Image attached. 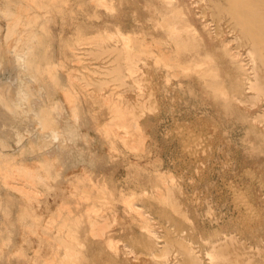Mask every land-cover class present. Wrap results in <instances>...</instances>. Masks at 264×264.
Returning <instances> with one entry per match:
<instances>
[{
    "label": "rangeland",
    "instance_id": "374dc122",
    "mask_svg": "<svg viewBox=\"0 0 264 264\" xmlns=\"http://www.w3.org/2000/svg\"><path fill=\"white\" fill-rule=\"evenodd\" d=\"M30 1H34L33 4ZM92 1L0 0V8L8 6L13 13L22 15V25L30 18L34 19V15L36 19L39 17L31 23V28L35 38L42 36L32 42L33 51L36 50L34 61L36 65L40 63L37 69L41 94L31 97L29 105L39 108L46 100L57 104L66 113L73 99L75 109L81 111L77 110L79 118L76 121L79 138L68 146L57 139L53 143L47 141L46 149L38 151L31 148L39 141L36 134L30 132H22L17 144L10 140L6 143L4 138L0 140V154L7 156L0 155V169L4 166L8 170L15 166H35L42 175L45 152H53L56 145L64 148L52 153L56 159L52 160L54 164L49 169L52 179L47 186L39 180L32 181L34 193L29 199L18 191L17 195L9 186L6 188V178L0 170V264H58L64 257V248L57 238L66 235L69 229L63 225L68 223L76 225L73 230L82 240H78L80 246L77 247L80 262L76 260L71 264H190L191 259L198 264H264V94L259 92V89H264V65L252 61L249 54L251 42L241 35L230 14L223 10L227 7L226 3H223L224 0ZM214 3L217 6L221 3L222 7H217L220 12ZM166 20H172L170 26L178 31L167 32L170 30ZM22 29L23 26H20ZM0 30L1 43L6 33V20L1 15ZM117 34L146 43L145 51L135 53L129 50L125 55L122 38L119 35L118 38ZM21 36L26 38L24 33ZM2 47L4 52V44ZM3 52L0 53L4 56H0L3 64L0 66V84L9 92L16 81L10 55ZM160 54L170 58L174 63L173 69L168 70L167 58L163 55L162 58ZM41 60L44 61L41 63ZM193 60L197 64L200 60L202 65L195 64ZM206 67L213 68V73L209 74L207 71L210 70ZM117 72L123 79H116ZM67 93L74 95L70 97L71 102L64 96ZM111 103L132 111L129 112L133 117H128L132 124L137 121V132L142 136L138 139L139 143L130 141L129 136L134 132L130 129L131 125L130 128H116L119 134L124 131L125 134L121 135L127 145L115 135V129L109 127V121H113L114 117ZM72 121L68 115L60 117L61 127ZM110 129L114 135L110 134ZM130 145L134 146V151L128 148ZM12 178L7 179L16 182L24 179L20 175ZM103 192L106 195L102 196ZM160 196H167L170 201L162 202ZM100 197L103 201L98 199ZM131 201L138 211L130 209ZM237 201L241 204L238 205ZM243 203L245 207H241ZM104 217L109 221L108 231L105 229L104 237H98L101 238L98 240L90 234L88 223L106 220ZM144 221L157 238L147 232ZM41 235L47 236V241ZM7 237L10 244L6 241ZM162 248L167 253L159 257ZM207 254L213 257L209 258Z\"/></svg>",
    "mask_w": 264,
    "mask_h": 264
},
{
    "label": "bare ground",
    "instance_id": "6f19581e",
    "mask_svg": "<svg viewBox=\"0 0 264 264\" xmlns=\"http://www.w3.org/2000/svg\"><path fill=\"white\" fill-rule=\"evenodd\" d=\"M16 1V0H15ZM28 1V0H27ZM38 1V0H37ZM52 1V0H51ZM55 1H57V0H55ZM70 1V0H69ZM82 1V0H81ZM89 1V0H88ZM94 1V0H93ZM92 1V2H93ZM104 1V0H103ZM102 1V2H103ZM120 1H122V0H120ZM226 1V2H225ZM17 2H19V1H17ZM31 2V1H30ZM32 2H34V1H32ZM31 2V3H32ZM43 2V1H42ZM95 3H96V1H94ZM98 2V1H97ZM99 2H101L100 0H99ZM216 2H217V0H216ZM11 3V2H10ZM14 3V2H13ZM45 3H46V1H45ZM45 3H44V5H45ZM51 3V2H50ZM54 3V2H53ZM53 3H51V4H53ZM61 3H62V1H61ZM104 4H105V2H103ZM208 3L210 4V2L208 1ZM225 5H227V7H226V9H224V7H223V10H226L229 14H230V19H233L234 21H235V24L237 25V29L239 28V32L241 33V35L246 39V40H248L249 42H251V51H250V57H251V59H252V61L253 62H256V61H258V63H260V64H262V65H264V0H224V2H223ZM4 4V3H3ZM2 4V5H3ZM33 4V3H32ZM38 4V3H37ZM36 4V5H37ZM40 4V3H39ZM58 4V3H57ZM102 4V3H101ZM212 4V3H211ZM215 4V3H214ZM223 4V5H224ZM13 5V4H12ZM16 5V4H15ZM46 5H48V3L46 4ZM45 5V6H46ZM59 5H60V3H59ZM96 5V4H95ZM103 5V4H102ZM101 5V6H102ZM106 5V4H105ZM216 5V4H215ZM214 5V6H215ZM219 5L221 6V3L219 4L218 3V6L216 5L215 6V8L217 9V7H219ZM17 6V5H16ZM45 6H43L42 5V7L44 8ZM98 6H99V4H98ZM213 6V7H214ZM24 7V6H23ZM28 7H29V5H28ZM32 7V6H31ZM177 7V6H176ZM222 7V6H221ZM25 8V7H24ZM33 8V7H32ZM61 8V7H60ZM214 8V9H215ZM220 8V7H219ZM46 9V8H45ZM57 9V8H56ZM167 9V8H166ZM216 9H215V11H216ZM28 10V9H27ZM44 10V9H43ZM48 9H46L45 11H47ZM52 10V9H51ZM60 10V9H59ZM59 10H58V12H59ZM65 10V9H64ZM169 10V9H168ZM170 10H171V8H170ZM174 10H175V8H174ZM173 10V11H174ZM218 10V9H217ZM220 10H222V9H220ZM33 11V10H32ZM49 11V10H48ZM53 11H54V9H53ZM61 11V10H60ZM63 11V10H62ZM165 11V10H164ZM179 11V10H178ZM34 12V11H33ZM218 12H220L219 10H218ZM224 12V11H223ZM227 12H225V13H227ZM21 13V12H20ZM23 13H24V11H23ZM44 13V12H43ZM52 13V12H51ZM172 13V12H171ZM175 13V12H174ZM227 13V14H228ZM26 14H27V11H26ZM37 14H40V13H37ZM60 14V13H59ZM214 14V13H213ZM227 14H225V15H227ZM228 14V15H229ZM0 15H1V17L2 18H4L5 20H6V33H5V36H4V38H3V42H1L0 43V53L1 52H3V51H1L2 49H3V47H2V44H4V52L7 54H9L10 55V58H11V68H12V72H14V75H15V83L13 84L12 83V85H11V87H10V91L8 92V91H6V88H4L5 86H3L2 84H0V121L2 122V123H0L1 124V130H0V140L1 139H3V141H5L6 143H8V140H10L11 142H13V144L15 143V144H17V143H20L19 141H20V138H21V136H22V132H30V133H34V134H36V139H38V141H39V143H37L38 145L37 146H31V148H33V149H41V148H44V149H46L45 147H46V144H48L47 143V141H52V143L55 141V140H62V142L64 143V144H66L67 146L69 145V144H71L78 136H79V133H78V130H77V117H78V114H77V112L79 111L78 109V111L75 109V107H74V102H73V99H72V102L70 101V97L72 96V94H71V96L67 93V95H64V96H66V98H67V100H69L71 103H72V105L71 104H69V103H67L68 105H71V107H69V112H66V113H64V111L57 105V104H54V103H50V102H48V101H44L43 102V104L38 108V107H33V106H30L29 105V103H30V101H29V103H28V100L31 98V97H35V96H39V94H41V88L38 86V81H39V70L37 69V65H39V64H37L36 65V63H35V61H34V53H36V52H34V51H36V50H34L33 51V45H32V42H34L35 41V39L36 38H40V37H42L41 35H39L40 37H36L35 38V36H34V33H33V30H32V28H31V23H33L35 20L34 19H36V17H35V15H34V19H31L30 18V21L29 22H27V23H25V21H24V24L22 25V23L23 22H21L22 20H21V16L19 15V14H15V11H14V13L9 9V7L8 6H6V7H2L1 6V8H0ZM41 15V14H40ZM42 15H44V14H42ZM41 15V16H42ZM47 15V14H46ZM45 15V16H46ZM51 15V14H50ZM61 15H62V13H61ZM60 15V16H61ZM167 15H169V14H167ZM166 15V16H167ZM176 15H177V13H176ZM178 15H179V13H178ZM222 15V14H221ZM44 16V17H45ZM165 16V17H166ZM172 16V15H171ZM183 15L181 14V17H182ZM215 16V15H214ZM217 16H219V14L217 15ZM26 17V16H25ZM29 17V16H28ZM32 17V16H31ZM38 17V16H37ZM63 17V16H62ZM61 17V18H62ZM95 17V16H94ZM203 17V16H202ZM43 18V17H42ZM41 18V19H42ZM49 18V17H48ZM167 18V17H166ZM169 18H170V16H169ZM173 19V18H172ZM177 19V18H176ZM36 20H39V17H38V19H36ZM167 21V23H166V26L169 28V30L171 31H167V32H169V33H172L173 31H175L176 29H174L173 27H171L170 26V22L172 21H170V22H168L169 20H166ZM233 21V22H234ZM38 22H41V21H38ZM46 22V21H45ZM179 22V21H178ZM229 22V21H228ZM232 22V23H233ZM37 23V22H36ZM164 23V22H163ZM177 23V22H176ZM38 24V23H37ZM164 25V24H163ZM20 26L22 27L23 26V29L22 30H20ZM35 26V25H34ZM46 26V25H45ZM165 26V25H164ZM164 26H162V27H164ZM178 26V25H177ZM39 27H40V25H39ZM42 27H44V26H42ZM167 27H165V28H167ZM182 27V26H181ZM44 28H47V27H44ZM44 28H43V30H44ZM167 28V29H168ZM178 28V27H177ZM42 29V28H41ZM187 29V28H186ZM1 31V30H0ZM176 31H178V30H176ZM183 31V30H182ZM166 32V33H167ZM186 32V31H185ZM21 33H24V35H25V37L26 38H21L22 36H21ZM119 33V32H118ZM48 34V33H47ZM46 35V34H45ZM118 35L119 34H117V37H118ZM37 36V35H36ZM106 36V35H105ZM119 36H121V38H122V42L121 43H123V50L124 51H126L125 53L123 52V50H122V52L125 54V55H127V51H128V53H129V50H132V51H135V53L136 52H143V51H145V49H146V47L144 46L145 44H142L141 42H139V41H135L134 39H132V37H130V36H125V35H122V34H120ZM169 36H170V34H169ZM173 36V35H172ZM179 36V35H178ZM193 36H195V35H193ZM107 37V36H106ZM182 37V36H181ZM186 37V36H185ZM101 38V37H100ZM108 38V41H109V37H107ZM119 38V37H118ZM120 38V39H121ZM171 38V37H170ZM173 38V37H172ZM191 38H192V36H191ZM1 39V38H0ZM43 39H44V37H43ZM103 39V38H102ZM38 40V39H37ZM88 40V39H87ZM86 40V41H87ZM90 40H92V39H90ZM94 40V39H93ZM96 40H98V38L96 39ZM172 40V39H171ZM179 40V39H178ZM185 40V39H184ZM194 40V39H193ZM1 41H2V39H1ZM41 41V40H40ZM82 41H84V40H82ZM102 41V40H101ZM113 41V40H112ZM116 41H119V40H116ZM141 41V40H140ZM143 41V40H142ZM145 41V40H144ZM143 41V42H144ZM180 41V40H179ZM182 41V40H181ZM187 41V40H186ZM189 41V40H188ZM187 41V42H188ZM195 41V40H194ZM193 41V42H194ZM13 42V44H11ZM36 42V41H35ZM85 42V41H84ZM119 42V43H120ZM173 42V41H172ZM192 42V41H191ZM83 43V42H82ZM87 43V42H86ZM89 43V42H88ZM87 43V44H88ZM92 43V42H91ZM93 43H94V41H93ZM98 43H100V42H98ZM102 43V42H101ZM169 43V42H168ZM175 43V42H174ZM190 43V42H189ZM196 43V42H195ZM11 44V45H10ZM96 44V43H95ZM108 44V43H107ZM169 44H171L172 45V43H169ZM225 44V43H224ZM39 45V44H38ZM104 45V44H103ZM149 45V44H148ZM186 45V42H185V44H184V46ZM195 45V44H194ZM197 45V44H196ZM217 45H220V44H216L215 46H217ZM78 45H76V47H77ZM81 46V45H80ZM94 46H96V45H94ZM99 46V45H98ZM107 46H109V45H107ZM178 46H180V45H178ZM183 46V45H182ZM35 47H37V51H38V46L37 45H35ZM90 47V46H89ZM121 47V46H120ZM119 47V48H120ZM169 47V46H168ZM173 47H174V45H173ZM177 47V46H176ZM175 47V48H176ZM186 47H187V45H186ZM190 47V46H189ZM193 47V46H192ZM196 47H198V46H196ZM201 47V46H200ZM199 47V48H200ZM203 47H204V45H203ZM220 47V46H219ZM47 48V47H46ZM96 48V47H95ZM104 48H106V47H104ZM103 48V49H104ZM119 48H118V50H119ZM149 48V47H148ZM175 48H174V50H175ZM181 48H184V47H181ZM191 48V47H190ZM193 48H195V47H193ZM202 48V47H201ZM249 49H250V47H248ZM42 48H40L39 50H41ZM122 49V48H121ZM170 49V48H169ZM188 49V48H187ZM216 49H217V47H216ZM150 50V49H149ZM157 50V49H156ZM173 50V49H172ZM172 50H171V52H172ZM191 50H193V49H191ZM203 50V49H202ZM201 50V51H202ZM98 51H100L101 52V49H99ZM110 51V50H109ZM108 51V52H109ZM112 51H114V50H112ZM121 51V50H120ZM162 51V50H161ZM176 51V50H175ZM199 51V50H198ZM197 51V52H198ZM206 51V50H205ZM228 51V50H227ZM3 52V53H4ZM45 52V51H44ZM47 52V51H46ZM116 52H117V50H116ZM146 52H147V50H146ZM145 52V53H146ZM178 52H179V50H178ZM183 52H184V50H183ZM194 52H196V51H194ZM103 53V52H102ZM110 53V52H109ZM119 53H121V52H119ZM158 53V52H157ZM185 53V52H184ZM189 53H191L190 51H189ZM2 54V53H1ZM7 54V55H8ZM40 54V53H39ZM106 54V53H105ZM211 54V53H210ZM4 55V54H3ZM6 55V56H7ZM44 55V54H43ZM47 55V54H46ZM122 55V54H121ZM124 55V56H125ZM161 55V54H160ZM163 55V57H164V54H162ZM162 55H161V57H162ZM172 55H173V53H172ZM193 55V54H192ZM191 55V56H192ZM218 55V54H217ZM1 56V55H0ZM40 56V55H39ZM111 56V55H110ZM159 56V55H158ZM167 56H168V54H167ZM179 56H183V55H179ZM178 56V57H179ZM185 56H187V55H185ZM190 56V57H191ZM196 56H197V54H196ZM2 57V56H1ZM4 57V56H3ZM2 57V58H3ZM45 57V56H44ZM49 57V56H48ZM162 57V58H163ZM166 57V56H165ZM164 57V58H165ZM177 57V58H178ZM199 57V56H198ZM36 58H37V56H36ZM100 58V57H99ZM115 59H116V57H114ZM119 58H121V57H119ZM167 58V67H169L168 68V70H170V69H173L172 67H173V62L170 60V58L169 57H166ZM173 58H175V57H173ZM187 58H189V57H187ZM186 58V59H187ZM192 58V57H191ZM218 58V57H217ZM216 58V59H217ZM45 59V58H44ZM48 59V58H47ZM125 59V58H124ZM185 59V60H186ZM193 59V58H192ZM199 59H200V57H199ZM202 59V58H201ZM200 59V60H201ZM205 59H206V55H205ZM40 60V59H39ZM48 60H50V58L48 59ZM113 60V59H112ZM166 60V59H165ZM175 60V59H174ZM180 60H181V58H180ZM199 60V61H200ZM202 60H204V59H202ZM207 60V59H206ZM209 60H210V58H209ZM234 60V59H233ZM42 61H44V60H41V63H42ZM51 61V60H50ZM49 61V62H50ZM120 61H121V59H120ZM129 61V60H128ZM162 61V60H161ZM187 61V60H186ZM199 61H198V64H200L199 63ZM46 62V64L48 65V63H47V61H45ZM118 62V60H116V63ZM122 62V61H121ZM155 62V61H154ZM164 62V61H163ZM183 62V61H182ZM181 62V63H182ZM190 62V61H189ZM193 62H194V60H193ZM201 62V61H200ZM208 62V61H207ZM210 62V61H209ZM8 63V62H7ZM38 63V62H37ZM52 63V62H51ZM119 63V62H118ZM124 63H125V61H124ZM135 63V62H134ZM173 63V64H172ZM176 63V62H175ZM179 63H180V61H179ZM184 63V62H183ZM186 63V62H185ZM195 64H197L196 62H194ZM194 63H192V64H194ZM203 63V62H202ZM166 64V63H165ZM188 64V63H187ZM197 64V65H198ZM205 64H206V62H205ZM203 65V66H206V65ZM214 64V63H213ZM212 64V65H213ZM3 64H2V61H0V66H2ZM120 65V64H119ZM179 65V64H178ZM200 65H202V64H200ZM199 65V66H200ZM211 65V66H212ZM216 65V64H215ZM254 65V64H253ZM49 66V65H48ZM47 66V67H48ZM51 66H53L52 64H51ZM175 66V65H174ZM123 67V66H122ZM164 67H165V65H164ZM184 67V66H183ZM192 67V66H191ZM201 67V66H200ZM219 67V66H218ZM261 67V66H260ZM43 68H46V67H43ZM54 68V67H53ZM116 68V67H115ZM120 68V67H119ZM125 68H127V67H125ZM137 68V67H136ZM179 68V67H178ZM178 68H177V70H178ZM187 68V67H186ZM196 68V66L195 67H193V69H195ZM199 68V67H198ZM198 68L196 69V70H198ZM203 68V67H202ZM207 69H208V67H206ZM213 68H217V67H215V66H213ZM212 68V69H213ZM1 69H3V68H1ZM112 68H110V70H111ZM123 69H124V67H123ZM212 69H208V70H210V71H207V72H209V74H211V73H213L211 70ZM176 70V69H175ZM200 70V72H201V69H199ZM206 70V69H205ZM99 71V70H98ZM104 71H106V70H104ZM124 71V70H123ZM125 71H128V73L130 72L129 71V69L127 70H125ZM124 71V72H125ZM134 71V70H133ZM179 71H180V69H179ZM183 71V70H182ZM193 71V70H192ZM45 73H46V71H44ZM111 72V71H110ZM187 72H189V71H187ZM207 72H206V74H207ZM217 72V71H216ZM54 73V72H53ZM131 73H133V72H131ZM168 73V72H167ZM181 73V72H180ZM205 73V72H204ZM214 73H215V70H214ZM47 74V73H46ZM103 74V73H102ZM107 74H108V72H107ZM110 74V73H109ZM126 74V73H125ZM198 74V73H197ZM209 74H207V77H208V75ZM230 74V73H229ZM48 75H49V72H48ZM47 75V76H48ZM219 75V74H218ZM53 76H54V74H53ZM52 76V77H53ZM110 76H112V75H110ZM181 76V75H180ZM232 76V75H231ZM43 76H41V78H42ZM58 77V76H57ZM71 77V76H70ZM104 77V76H103ZM126 77V76H125ZM206 77V78H207ZM212 77H213V74H212ZM40 78V79H41ZM44 78H46V76L44 77ZM56 77L54 76V79H55ZM173 78H174V76H173ZM49 80L51 79L50 77L48 78ZM70 79V78H69ZM73 79V78H72ZM112 79V78H111ZM116 79L117 80H120V79H123V78H120V76H119V72H117V74H116ZM212 79V78H211ZM58 80V79H57ZM199 80V79H198ZM215 81H216V79H214ZM46 81H47V79H46ZM105 81V80H104ZM11 82V81H10ZM41 82V81H40ZM80 82V81H79ZM88 82V81H87ZM108 81H106V83H107ZM116 82V81H115ZM8 83V82H7ZM54 83V82H53ZM52 83V84H53ZM86 83V82H85ZM204 83V82H203ZM209 83V82H208ZM215 83V82H214ZM214 83H213V85H214ZM249 83H251V82H249ZM264 83V82H263ZM77 84V83H76ZM96 84V83H95ZM94 84V85H95ZM133 84V83H132ZM43 85V84H42ZM46 85L48 86V84L46 83ZM207 85V84H206ZM35 86H37V87H35ZM70 86H72V85H70ZM96 86V85H95ZM209 86V85H208ZM207 86V87H208ZM211 86V85H210ZM216 86H218V85H216ZM51 87V86H50ZM86 87V86H85ZM204 87H205V85H204ZM260 87V86H259ZM45 88H46V86H45ZM89 88V87H88ZM212 88H213V86H212ZM254 88H255V86H254ZM258 88V87H257ZM58 89V88H57ZM62 89V88H61ZM71 89V88H70ZM70 89H69V92H70ZM86 89V88H85ZM259 89V88H258ZM7 90H9V89H7ZM59 90V89H58ZM74 92V91H73ZM222 92V91H221ZM259 92L261 93V94H264V89H259ZM220 93V92H219ZM42 94H43V92H42ZM64 94V93H63ZM223 94V93H222ZM76 95V94H75ZM90 95V94H89ZM118 95V94H117ZM221 95V94H220ZM256 95V94H255ZM74 96V95H73ZM72 96V97H73ZM227 96V95H226ZM226 96H225V98H226ZM38 98V97H37ZM260 98V97H259ZM32 100V99H31ZM109 100V99H108ZM235 100V99H234ZM261 100H262V98H261ZM68 101V102H69ZM76 101V100H75ZM110 101V100H109ZM263 101H264V99H263ZM262 101V102H263ZM63 102V101H62ZM106 102H107V100H106ZM114 102V101H113ZM105 103V102H104ZM119 103V102H118ZM77 104H78V102H77ZM76 104V105H77ZM106 104V103H105ZM112 104V103H111ZM63 105V104H62ZM66 105V104H65ZM113 105V106H112ZM111 106H112V108H110V109H112V112H113V114H114V117H113V121H109V127H111V128H114L115 130H113L114 131V133H115V135L119 138V139H121V141L123 142L124 141V138L125 137H123V135H121L122 133H124V131L121 133V134H119L117 131H116V128L118 127V128H123V129H125V128H130L131 130L132 129H134V130H132V134H131V136H129V138L131 139L130 141L132 142V141H136V143H137V141H138V139L140 138V137H142L140 134L141 133H139V131L137 132V124H136V122L134 121V120H136V119H134L133 120V122H135V123H133L132 124V122H131V118L130 117H133L132 115H130V114H132V113H130V112H132V111H130V110H127L126 108H122V107H120L118 104H112ZM257 105V104H256ZM78 107V106H77ZM66 111V110H65ZM130 111V112H129ZM263 111H264V109H263ZM79 112H81V111H79ZM261 113H263V112H261ZM68 115V116H70L71 117V121H72V123L71 124H67L66 125V127H61V125H60V117L61 116H63V115ZM128 115L130 116V117H128ZM111 116H112V114H111ZM259 116V115H258ZM261 116H262V114H261ZM80 117H82V116H80ZM247 117V116H246ZM252 117V116H251ZM79 118V117H78ZM261 118V117H260ZM263 118H264V115H263ZM133 119V118H132ZM140 119V118H139ZM19 121V123L17 122V121ZM81 120V119H80ZM138 120V119H137ZM263 120V119H262ZM251 122V121H250ZM23 125V126H21V125ZM251 124V123H250ZM129 125H131L130 127H129ZM106 126L108 127V125L106 124ZM252 126H254L253 124H252ZM264 126V125H263ZM106 127V128H107ZM108 129V128H107ZM262 129V128H261ZM120 130V129H119ZM129 130V129H128ZM131 130H129L130 132H131ZM105 131H107L106 129H105ZM126 131V130H125ZM110 132H111V129H110ZM129 133V132H128ZM128 133H126V135L128 134ZM108 135H109V133H107ZM110 134H113V132H111ZM125 134V133H124ZM263 134H264V132H263ZM26 135V134H25ZM28 135V134H27ZM106 135V134H105ZM114 135V134H113ZM27 137H29V135L27 136ZM32 137V136H31ZM105 137V136H104ZM128 137V136H127ZM79 138V137H78ZM31 139V138H30ZM28 140V139H27ZM126 140V139H125ZM128 140V139H127ZM129 141V142H130ZM4 142V143H5ZM41 142V143H40ZM124 142H126V145L128 144L127 143V141H124ZM114 143V142H113ZM138 143H139V141H138ZM262 143V142H261ZM29 144V143H28ZM132 144V143H131ZM2 145H3V143H2ZM8 145V144H7ZM19 145V144H18ZM54 145H56V144H54ZM136 145V144H135ZM138 145V144H137ZM140 145H141V143H140ZM258 145V144H257ZM4 146H6L5 144H4ZM30 146V145H29ZM131 146V145H130ZM139 146V145H138ZM8 147H10L9 145H8ZM134 147V146H133ZM132 146L131 147H128V148H131V150H133L132 148H133ZM11 148V147H10ZM7 149V148H6ZM62 149H64V148H62V147H60V146H58V145H56L55 147H54V149H52L53 150V152H56V151H59V150H62ZM8 150V149H7ZM37 150H35V151H37ZM43 150V149H42ZM137 150V149H136ZM20 151V150H19ZM38 151H40V150H38ZM38 151H37V153H38ZM134 151V150H133ZM8 152H10V151H8ZM25 152V151H24ZM53 152H51V151H46L45 152V155H46V157H44V159H42V164H41V167L44 169V175H42V174H40V172L36 169V167L34 168V167H29V166H26V165H22L21 166V168H17L16 166L14 167V168H12V169H10V170H8V168L6 169V168H2V169H0L2 172L1 173H3L4 175H5V182H6V184H5V186H6V188H7V186H9V189L10 188H12L11 190L12 191H14V192H16V191H18L19 193H21V195L23 194L25 197L24 198H28V197H31V195L34 193V188H33V185H32V181L33 180H39V182L41 183V184H44V185H46L47 186V183H48V181H49V179H52V175L49 173V169L53 166V162H52V160H54V159H56L54 156L52 157V153ZM136 152V151H135ZM10 153H12V152H10ZM33 153H34V150H33ZM34 154H36V153H34ZM0 155H2V154H0ZM18 155V154H17ZM25 155V154H24ZM38 155V154H37ZM3 157L4 156H6V155H2ZM9 156V155H8ZM20 156H21V154H20ZM27 156V155H26ZM7 157V156H6ZM12 157V156H11ZM18 157H19V155H18ZM29 157V156H28ZM35 157V156H34ZM0 158H1V156H0ZM9 158V157H8ZM14 157H12V159H13ZM21 158V157H20ZM43 158V157H42ZM6 159V158H5ZM15 159V158H14ZM17 159V158H16ZM19 159V158H18ZM23 159V158H22ZM25 159H27L26 157H25ZM3 161H4V158H3ZM10 161V160H9ZM15 161V160H14ZM13 161V162H14ZM5 162V161H4ZM12 162V161H11ZM12 162V163H13ZM7 163V162H6ZM10 163V162H9ZM19 163H21V162H19ZM27 163V162H26ZM35 163V162H34ZM0 164H2V162L0 163ZM4 164V163H3ZM33 164V163H32ZM36 164H37V162H36ZM8 166H10V165H8ZM12 166V165H11ZM19 166V165H18ZM20 167V166H19ZM1 168V167H0ZM58 168V170H59V167H57ZM40 171H41V169H40ZM21 176V177H23L24 179L22 180L21 179V182H19L18 180V182H16V181H10L9 179L10 178H12V177H15V176ZM1 176V175H0ZM169 176V175H168ZM163 177V176H162ZM2 178H4V177H2ZM7 178H9V179H7ZM18 178V177H17ZM169 178H171V177H169ZM19 179V178H18ZM55 179V178H54ZM157 179H159V178H157ZM166 179V178H165ZM7 180H9V181H7ZM12 180H13V178H12ZM15 180V179H14ZM20 180V179H19ZM162 180V179H161ZM169 180V179H168ZM171 180V179H170ZM51 181H53V180H51ZM88 181V180H87ZM163 181V180H162ZM167 181V180H166ZM166 181H163V182H166ZM3 182V181H2ZM162 182V183H163ZM0 185H2V184H0ZM4 185V184H3ZM49 187V186H48ZM47 187V189H49ZM162 187V186H161ZM156 188V187H155ZM172 188V187H171ZM169 189V188H168ZM81 190V189H80ZM154 190V189H153ZM158 191H159V189H157ZM82 191V190H81ZM85 191V189H83V192ZM109 191V190H108ZM156 191V190H155ZM169 191V190H168ZM18 192H16L17 193V195H18ZM37 192V191H36ZM72 192H74V191H72ZM80 192V191H79ZM87 192V191H86ZM85 192V193H86ZM88 192H89V190H88ZM87 192V193H88ZM171 192V191H170ZM169 192V193H170ZM107 193V192H106ZM156 193H158V192H156ZM161 193V192H160ZM77 194H79V193H77ZM76 194V195H77ZM81 194V193H80ZM99 194V193H98ZM145 194V193H144ZM12 195V194H11ZM14 195V194H13ZM20 195V194H19ZM72 195V194H71ZM103 195H106V194H104V192H103V194H102V196ZM120 195V194H119ZM0 196H1V194H0ZM15 196V195H14ZM93 196V195H92ZM108 196V195H107ZM109 196H110V194H109ZM56 197V196H55ZM77 197H79V196H77ZM85 197H87V195L85 196ZM153 197V196H152ZM173 197V196H172ZM7 199H8V196L6 197ZM6 198H5V200H6ZM33 198V197H32ZM80 198V197H79ZM77 199V200H80V199ZM160 199H161V201L162 202H165V203H167V202H169L170 201V199H169V197H167V196H160L159 197ZM3 199H4V197H3ZM29 199V198H28ZM27 199V200H28ZM54 199V198H53ZM85 199V198H84ZM98 199H100V200H102L103 201V197H100V198H98ZM111 199V198H110ZM123 199H124V197H123ZM132 199V198H131ZM8 200H10V199H8ZM108 200V199H107ZM112 200V199H111ZM125 200V199H124ZM123 200V201H124ZM19 201H21L20 200V198H19ZM58 201V200H57ZM91 201H93V200H91ZM130 201V200H129ZM133 201H135V200H133ZM81 202V201H80ZM109 202V201H108ZM107 202V203H108ZM132 202V201H131ZM136 202V201H135ZM239 201H237V203H238ZM242 202H244L243 200H242ZM99 203V202H98ZM101 203V202H100ZM137 203H138V201H137ZM236 203V204H237ZM247 203V202H246ZM28 204V203H27ZM49 204V203H48ZM50 204H51V202H50ZM68 204V203H67ZM75 204V203H74ZM79 204V203H78ZM103 204V203H102ZM111 204H112V202H111ZM125 204H126V202H125ZM124 204V205H125ZM173 204V203H172ZM239 204H241V203H238V205ZM23 206H24V204H22ZM29 205H31L32 206V204H30L29 203ZM56 205V204H55ZM54 205V206H55ZM59 205V204H58ZM84 205V204H83ZM90 205V204H89ZM97 205V204H96ZM108 205H109V203H108ZM107 205V206H108ZM128 205V204H127ZM141 205V204H140ZM167 205L168 204H166V207H167ZM36 206H37V204H36ZM80 206V205H79ZM84 206H86V205H84ZM92 206V205H91ZM175 206H177V205H175ZM242 206H244V203H243V205H241V207ZM246 206V205H245ZM244 206V207H245ZM248 206V205H247ZM58 207V206H57ZM61 207H62V205H61ZM83 207V206H82ZM102 207V206H101ZM112 207H114V206H112ZM129 207H130V209L132 210H136V211H138L139 209L136 207V205H135V203H130L129 202ZM145 207V206H144ZM16 208V207H15ZM35 208V207H34ZM37 208V207H36ZM63 208H65V207H63ZM69 208V207H68ZM97 208V207H96ZM126 208H128V207H126ZM21 209H24V208H21ZM52 209V208H51ZM61 209V208H60ZM72 209V208H71ZM74 209V208H73ZM89 209V208H88ZM94 209V208H93ZM144 209V208H143ZM247 209V208H246ZM33 210V209H32ZM63 210V209H62ZM105 210V209H104ZM103 210V211H104ZM108 210V209H107ZM127 210H129V208L127 209ZM8 211V210H7ZM18 211V210H17ZM23 211V210H22ZM44 211V210H43ZM49 211V210H48ZM70 211V210H69ZM85 211H86V208H85ZM99 211V210H98ZM135 211V212H136ZM142 210H140V212H141ZM6 212V211H5ZM9 212V211H8ZM20 212V211H19ZM27 212V211H26ZM52 212V211H51ZM56 212V211H55ZM87 212H88V210H87ZM92 212V211H91ZM95 212V211H94ZM102 212V211H101ZM130 212V211H129ZM134 212V213H135ZM3 213H4V211H3ZM2 213V214H3ZM23 213V212H22ZM28 213V212H27ZM100 213V212H99ZM131 213V212H130ZM0 214H1V212H0ZM17 214V213H16ZM16 214H15V216H16ZM37 213H35V215H36ZM41 214V213H40ZM52 214V213H51ZM72 214V213H71ZM87 214V213H86ZM91 214V213H90ZM141 214V213H140ZM142 214H145L144 212L142 213ZM141 214V215H142ZM4 215H6V213H4ZM9 215V214H8ZM23 215V214H22ZM39 215V214H38ZM42 215H44V213H42ZM67 215V214H66ZM75 215V214H74ZM73 215V216H74ZM78 215H79V213H78ZM104 215V214H103ZM10 216V215H9ZM31 216V215H30ZM58 216V215H57ZM64 216V215H63ZM62 216V217H63ZM81 216V215H80ZM79 216V217H80ZM91 216V215H90ZM97 216V215H96ZM95 216V217H96ZM101 216V215H100ZM100 216H99V218H100ZM114 216V215H113ZM144 217H145V215H143ZM254 216V215H253ZM4 217V216H3ZM7 217V216H6ZM45 217V216H44ZM55 217V216H54ZM61 217V218H62ZM76 217V216H75ZM78 217V216H77ZM112 217V216H111ZM138 217V216H137ZM22 218H24V217H22ZM27 218V217H26ZM52 217H50V219H51ZM98 218V217H97ZM105 218V217H104ZM107 218V217H106ZM105 218V219H106ZM33 219V218H32ZM37 219V218H36ZM49 219V220H50ZM54 219H56V218H54ZM63 219V218H62ZM91 219V218H90ZM96 219V218H95ZM101 219V218H100ZM144 219V218H143ZM146 219H147V217H146ZM5 220V219H4ZM7 220H9V219H6V221ZM11 220V219H10ZM17 220H19V219H17ZM22 220H24V219H22ZM57 220V219H56ZM69 220V219H68ZM71 220H72V218H71ZM140 220V219H139ZM12 221V220H11ZM25 221H27V220H25ZM24 221V222H25ZM37 221H38V219H37ZM44 221V220H43ZM42 221V222H43ZM45 221H46V219H45ZM67 221V220H66ZM66 221H63V223L65 222L66 223ZM76 221H77V218H76ZM108 220L106 219V220H101V221H98V220H92V221H90V223H88L89 224V227H90V234L93 236V237H104V235H105V231L107 230L106 228H107V225H108V222H107ZM138 221V220H137ZM141 221V220H140ZM150 221V220H149ZM20 222V221H19ZM23 222V223H24ZM68 222V221H67ZM87 222V221H86ZM89 222V221H88ZM251 222V221H250ZM28 223V222H27ZM44 223V222H43ZM50 223H52V222H50ZM54 223V222H53ZM73 223H74V221H73ZM77 223V222H76ZM82 223V222H81ZM144 228L147 230V232L151 235V236H156L155 235V233L153 232V230L150 228V226L148 225V223H146L145 221H144ZM7 224H9V223H7ZM42 224V223H41ZM71 223H68V224H64L63 226L64 227H66V228H68L69 230L67 231V233H66V235L65 236H63V234H62V236H57L56 238H57V241H58V243L64 248V252H63V254H64V257H63V259H60V261L58 262V264H71V263H75V261L76 260H78L79 259V252H78V250H77V247H78V245H79V241L81 240V239H79L78 238V235H77V232H75L73 229L75 228V226L76 225H70ZM87 224V225H88ZM149 224H150V222H149ZM1 225V224H0ZM33 225V224H32ZM47 225H49V224H47ZM58 225V224H57ZM11 226V225H10ZM9 226V227H10ZM56 226V225H55ZM138 226H140V225H138ZM3 227V226H2ZM7 227V226H6ZM35 227V226H34ZM51 227V226H50ZM49 227V228H50ZM61 227V226H60ZM78 227H80L79 225H78ZM77 227V228H78ZM112 227V226H111ZM153 227V226H152ZM245 227V226H244ZM5 228V227H4ZM38 228V227H37ZM43 228V227H42ZM55 228V227H54ZM65 228V229H66ZM81 228V227H80ZM47 229H48V226H47ZM61 229V228H60ZM106 229V230H105ZM141 229V228H140ZM4 230V229H3ZM3 230H2V232H3ZM26 230V229H25ZM34 230V229H33ZM40 230V229H39ZM79 230V229H78ZM89 230V229H88ZM30 231V230H29ZM28 231V233H30ZM35 231V230H34ZM33 231V232H34ZM37 231V230H36ZM49 231H50V229H49ZM108 231V230H107ZM18 232V231H17ZM32 232V233H33ZM48 232V231H47ZM62 232V231H61ZM79 232V231H78ZM147 232H145V233H147ZM8 233V232H7ZM54 233V232H53ZM57 233V232H56ZM55 233V234H56ZM81 233H82V230H81ZM26 234V233H25ZM36 234V233H35ZM41 234V233H40ZM39 234V235H40ZM80 234V233H79ZM2 235V234H1ZM0 235V236H1ZM16 235H18V234H16ZM29 235V234H28ZM30 235H31V233H30ZM32 235H34V234H32ZM48 235V234H47ZM81 235H85V234H81ZM81 235H80V238H81ZM7 236H9L8 234H7ZM42 236V235H41ZM44 237H45V235H43ZM42 236V237H43ZM90 236V235H89ZM89 236H87L88 237V239H89ZM147 236V235H146ZM23 238H25L24 236H22ZM38 237V236H37ZM47 237V236H46ZM46 237L44 238L45 240H46ZM158 237V236H157ZM157 237H155V238H157ZM8 238V237H7ZM26 238H28V237H26ZM35 238H36V236H35ZM51 238H52V236H51ZM55 238V237H54ZM41 239V238H40ZM49 239V238H48ZM83 239V238H82ZM103 239V238H102ZM19 240V239H18ZM24 240V239H23ZM79 240V241H78ZM91 240V239H90ZM98 240H101V238H98ZM2 241V240H1ZM0 241V242H1ZM6 241H9V238L6 240ZM29 241H30V239H29ZM47 241V240H46ZM49 241H51V240H49ZM56 241V240H55ZM82 241V240H81ZM93 241V240H92ZM104 241V240H103ZM43 242V241H42ZM41 242V243H42ZM53 242V241H52ZM178 242H180V241H178ZM184 242V241H183ZM9 244H10V241L8 242ZM21 243H22V241H21ZM34 243V242H33ZM83 243V242H82ZM84 243H86V242H84ZM103 243V242H102ZM23 244V243H22ZM31 244V243H30ZM46 244H48V243H46ZM80 244H81V242H80ZM98 244V243H97ZM105 244V243H104ZM117 244V243H116ZM154 244V243H153ZM184 244H186V243H184ZM3 245V244H2ZM42 245H43V243H42ZM86 245V244H85ZM107 245L108 246H110L111 245V242L110 241H108L107 242ZM113 245V244H112ZM57 246V245H56ZM80 246V245H79ZM88 246V245H87ZM106 246V245H105ZM181 246H183L182 244H181ZM0 247H2L1 245H0ZM26 247V246H25ZM33 247V246H32ZM43 247V246H42ZM58 247H60V246H58ZM83 247V246H82ZM172 247V246H171ZM26 248H28V247H26ZM26 248H25V250H26ZM30 248V247H29ZM28 248V249H29ZM51 248V247H50ZM49 248V249H50ZM53 248V247H52ZM79 248V247H78ZM109 248V247H108ZM217 248V247H216ZM215 248V249H216ZM20 249V248H19ZM106 249H107V247H106ZM213 249V248H212ZM16 250V249H15ZM14 250V251H15ZM24 250V249H23ZM22 250V252H24ZM30 250V249H29ZM62 250V249H61ZM187 250H189V249H187ZM1 252H2V250H0ZM18 251V250H17ZM37 252V250H34V252ZM102 251V250H101ZM158 251V250H157ZM0 252V255L2 254ZM13 252V251H12ZM32 252V251H31ZM34 252H32V253H34ZM39 252V251H38ZM37 252V253H38ZM61 252V251H60ZM100 252V251H99ZM107 252V251H106ZM213 252V251H212ZM217 252V251H216ZM17 253V252H16ZM56 253V252H55ZM54 253V254H55ZM166 253H167V250L165 249V248H162V250H161V253H160V255L161 256H159V257H163V256H165L166 255ZM29 254V253H28ZM82 254V253H81ZM13 255V254H12ZM99 255V254H98ZM112 255V254H111ZM158 255V254H157ZM196 255V254H195ZM2 256V255H1ZM11 256V255H10ZM23 256V255H22ZM62 256V255H61ZM84 256V255H83ZM101 256H103V254L101 255ZM207 256L209 257V258H212L213 256L211 255V254H207ZM40 257V256H39ZM54 257V256H53ZM56 257V256H55ZM110 257H112V256H110ZM150 257V256H149ZM174 258H175V255L173 256ZM2 258V257H1ZM11 258V257H10ZM33 258V257H32ZM173 258V259H174ZM214 258H215V256H214ZM56 259H57V257H56ZM25 260V259H24ZM176 260V259H175ZM210 260V259H209ZM79 261V260H78ZM150 261V260H149ZM212 261V260H211ZM258 261V260H257ZM26 262V261H25ZM41 262V261H40ZM48 262V261H47ZM80 262V261H79ZM172 262H174V260L172 261ZM259 262V261H258ZM15 263V262H14ZM30 263V262H29ZM52 263V262H51ZM51 263H49V264H51ZM82 263V262H81ZM189 263V262H188ZM198 264L197 262H195V260L194 259H191V261H190V264ZM16 264V263H15ZM18 264V263H17ZM56 264V263H55ZM152 264V263H151ZM175 264H176V262H175Z\"/></svg>",
    "mask_w": 264,
    "mask_h": 264
}]
</instances>
